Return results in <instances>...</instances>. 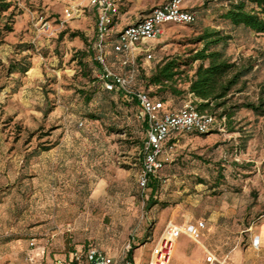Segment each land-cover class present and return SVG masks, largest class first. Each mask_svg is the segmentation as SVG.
I'll list each match as a JSON object with an SVG mask.
<instances>
[{
  "label": "rangeland",
  "instance_id": "374dc122",
  "mask_svg": "<svg viewBox=\"0 0 264 264\" xmlns=\"http://www.w3.org/2000/svg\"><path fill=\"white\" fill-rule=\"evenodd\" d=\"M0 1L9 4L0 12V264H32L31 251L44 250L51 264L54 255L89 244L118 259L131 244L137 264H148L170 220L197 237L187 231L179 237L172 264H192L208 251L227 264H264V116L234 106L258 100L264 33L223 20L227 2L185 0L195 23L170 24L158 39L140 44L137 68L147 75L163 60L190 61L207 27L232 34L228 56L241 66L253 64L226 105L234 116L221 119L222 108L215 112L218 135L185 134L165 144L166 165L150 198L151 188L144 192L138 183L143 120L137 107L99 81L91 56L97 34L92 7L66 21L61 0ZM117 1L119 15L140 19L168 0ZM109 54L115 68L131 69ZM24 58L31 69L11 73L10 65ZM198 64L181 69L191 72ZM186 77L179 80L182 89ZM139 83L158 89L143 75ZM161 96L176 108L192 100Z\"/></svg>",
  "mask_w": 264,
  "mask_h": 264
},
{
  "label": "built area",
  "instance_id": "2783aa9c",
  "mask_svg": "<svg viewBox=\"0 0 264 264\" xmlns=\"http://www.w3.org/2000/svg\"><path fill=\"white\" fill-rule=\"evenodd\" d=\"M65 20L80 18L86 13L87 7H95L98 11L97 32L98 40L95 44V57L99 78L104 81V87L110 91H124L133 93L132 86L137 76L136 51L141 50L140 44L154 41L164 34L170 24L189 25L197 21V14L185 6V0H168L155 7L134 24H130L118 32L114 43V52L124 67L131 66L128 71L118 70L109 60L106 53V42L114 32L111 23L119 12V5L115 0H61ZM48 22H45V26ZM148 59H153L151 51H147ZM140 106V117L148 126L144 144L142 167L138 176L140 188L145 192L149 189L151 178L156 177L164 166V147L172 134L189 132L209 133L217 126V118L213 114L202 113L195 103L190 100L178 108H169L167 104L153 97L146 90L134 92ZM197 225L205 228L204 220ZM187 231L197 239L192 232L176 224L173 220L167 222L156 245L153 247L148 264H170L177 239ZM260 236L254 239V245L259 247ZM35 245V242H32ZM132 249L130 244L120 259L106 249L95 244L81 245L65 256L54 255L51 264H137L129 257ZM32 264H49V255L45 250L36 253L31 251ZM199 264H227V259L220 258L216 253L208 251L204 260Z\"/></svg>",
  "mask_w": 264,
  "mask_h": 264
},
{
  "label": "trees",
  "instance_id": "16d2710c",
  "mask_svg": "<svg viewBox=\"0 0 264 264\" xmlns=\"http://www.w3.org/2000/svg\"><path fill=\"white\" fill-rule=\"evenodd\" d=\"M119 5V12L114 17L111 26L112 28L116 26L119 21L120 4L115 0ZM227 2L226 8L221 12L220 17L230 23L234 28H246L252 32L261 34L264 33V0H222V2ZM9 8V4L2 3L0 1V12L6 11ZM90 7H87V9ZM86 9V11H87ZM95 11L96 16H98V11L95 7H92ZM97 32V28H96ZM80 33H74V36L79 35ZM118 37L117 32L110 34L107 39L106 53L107 57L110 59V54L114 52V43ZM233 38L232 34H226L221 29L216 28H206L196 39V42L203 43V46L195 52V54L190 57V61H178L177 59H167L163 60L156 65L155 68H152L150 75H147L146 71L141 73L140 67L137 68V76L135 82L132 86L133 93L129 94L124 91H110L104 87V81L99 78V81L102 83L103 88L107 92H114L118 94L127 104L135 106L140 111L139 103L136 99L134 92L139 90H145L141 88L139 83V78L143 75V79L147 86L155 85L158 89L150 94L164 101L169 108H176L175 104L169 103L165 97L161 96L162 92H169L175 98H181L184 94H188L192 97V101L197 106L198 110L202 113L213 114L217 120L216 111L222 108L220 113V118H232L235 114L234 107H227V103L234 95L233 89L240 84L241 80L249 75L253 70V64L249 66H241L238 62L233 61L227 54L226 47L229 40ZM98 40V32L96 34V42ZM95 42V44H96ZM91 53V56L94 59V64L97 66L95 57L97 50L95 48ZM87 57V55H84ZM83 60V59H82ZM195 62H199L191 72H187L181 69L183 65H191ZM113 63V62H112ZM32 65L26 63V58L18 63H12L10 65V72H16L17 70L21 72H27L31 69ZM187 74L185 81V89L179 87V80L182 79L183 75ZM92 96L87 95V101H91ZM236 107L248 108L252 110L255 114L264 116V82L261 84L260 95L257 101H250L239 103L234 105ZM143 127L147 130L148 126L146 122H143ZM217 127L209 133H198V132H189L184 134H172L167 140L168 142H177L180 136L185 134H197V135H210L216 136ZM146 141V140H145ZM144 143L142 144V158L144 151ZM166 162L164 163L165 167ZM160 169V171L162 170ZM156 177H152L150 182V187L152 188L151 197H154L155 192L159 187V173ZM151 200V199H150ZM156 201H150L149 205L151 206ZM86 246V245H84ZM88 246V245H87ZM75 249V248H73ZM63 253L61 256L67 255L70 251ZM133 249L129 252V257L133 258Z\"/></svg>",
  "mask_w": 264,
  "mask_h": 264
},
{
  "label": "crops",
  "instance_id": "0c3cea01",
  "mask_svg": "<svg viewBox=\"0 0 264 264\" xmlns=\"http://www.w3.org/2000/svg\"><path fill=\"white\" fill-rule=\"evenodd\" d=\"M121 14V13H120ZM146 15V14H145ZM137 21H139V19L138 18H135V19H132V18H130V17H127V15H125V13H123L122 15H119V21H118V23L116 24V26L115 27H113V30H114V32H120L123 28H125L126 26H128V25H130V24H134V23H136ZM151 188V187H150ZM151 190H152V188H151ZM180 225V224H179ZM181 226V225H180ZM192 238V237H191ZM179 239V238H178ZM178 239H177V241H176V243H175V249H174V253H173V256H174V254H175V250H176V244H178ZM108 251V250H107ZM110 252V251H109ZM111 253V252H110ZM173 256H172V259H171V263L170 264H172L173 263ZM204 258H205V256L202 258H196V259H193V261H192V264H199L202 260H204Z\"/></svg>",
  "mask_w": 264,
  "mask_h": 264
},
{
  "label": "water",
  "instance_id": "95a60500",
  "mask_svg": "<svg viewBox=\"0 0 264 264\" xmlns=\"http://www.w3.org/2000/svg\"><path fill=\"white\" fill-rule=\"evenodd\" d=\"M152 10H153V9H152ZM152 10H151V11H152ZM151 11H150V12H151ZM150 12H148V13H150ZM148 13H147V14H148Z\"/></svg>",
  "mask_w": 264,
  "mask_h": 264
},
{
  "label": "bare ground",
  "instance_id": "6f19581e",
  "mask_svg": "<svg viewBox=\"0 0 264 264\" xmlns=\"http://www.w3.org/2000/svg\"><path fill=\"white\" fill-rule=\"evenodd\" d=\"M260 238H261V235H260Z\"/></svg>",
  "mask_w": 264,
  "mask_h": 264
}]
</instances>
